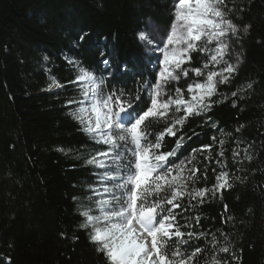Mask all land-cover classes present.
I'll return each instance as SVG.
<instances>
[{
	"label": "trees",
	"instance_id": "16d2710c",
	"mask_svg": "<svg viewBox=\"0 0 264 264\" xmlns=\"http://www.w3.org/2000/svg\"><path fill=\"white\" fill-rule=\"evenodd\" d=\"M234 2L244 8L239 18L232 17L234 21L241 30L244 25L251 27L235 44L241 56L236 79L220 90L229 92L247 82H254V88L238 108L230 101L213 107L207 115L217 129L208 127L203 116L190 120L181 151L187 154L209 143L221 129L255 141L256 158L245 162L247 172L236 173L246 176V181H236L222 199L206 203L200 211L202 227L214 230L227 203L234 217L227 226L232 243L242 249L239 264H264V0ZM173 11L174 0H0V260L106 264L87 232L77 227L81 218L72 198L86 195L94 175L83 166V156L77 158L91 142L63 105L74 94V86L43 91L48 83L46 69L67 83L74 73L65 56L103 71V51L111 61L108 71L116 73L127 66L117 87L132 90L138 80L155 74L137 34L148 22L168 28ZM82 33L88 34L83 42ZM240 125H244L241 132L235 133ZM232 146L229 140L226 147ZM60 147L71 151L59 152ZM212 175L210 171L209 185Z\"/></svg>",
	"mask_w": 264,
	"mask_h": 264
},
{
	"label": "snow or ice",
	"instance_id": "6c2138e0",
	"mask_svg": "<svg viewBox=\"0 0 264 264\" xmlns=\"http://www.w3.org/2000/svg\"><path fill=\"white\" fill-rule=\"evenodd\" d=\"M243 11L234 0H174L168 28L152 25L137 34L146 52L159 55L151 61L154 76L138 80L132 90L117 87L127 66L108 71L111 61L103 51V71L65 56L74 73L67 83L46 69L43 91L74 86L63 105L91 142L77 158L83 156V166L94 175L86 195L72 198L81 218L77 227L87 232L106 264H239L242 249L232 243L227 226L234 217L227 203L214 230L202 227L200 210L222 199L236 181H246L236 173L247 172L245 162L256 158L255 141L221 129L209 143L187 154L181 150L190 120L203 116L215 130L216 122L207 115L213 107L230 101L238 108L254 88V82H247L229 92L220 90L233 84L241 64L235 44L251 25L241 30L232 17L239 18ZM87 35L82 33L79 41ZM193 135L199 133L193 130ZM0 264H10V259Z\"/></svg>",
	"mask_w": 264,
	"mask_h": 264
},
{
	"label": "rangeland",
	"instance_id": "374dc122",
	"mask_svg": "<svg viewBox=\"0 0 264 264\" xmlns=\"http://www.w3.org/2000/svg\"><path fill=\"white\" fill-rule=\"evenodd\" d=\"M152 25H154V24L151 23V22H148L144 30H150V26H152ZM141 44H142V43H141ZM146 53H147V55H148V57H149V61H150V62H151L152 60H154L156 56L159 55V53H154V54H153V53H148V52H146ZM151 63H152V62H151ZM181 83H183V82H181Z\"/></svg>",
	"mask_w": 264,
	"mask_h": 264
}]
</instances>
